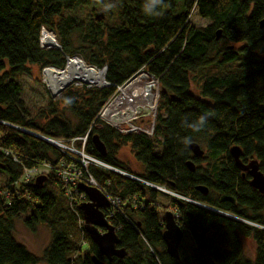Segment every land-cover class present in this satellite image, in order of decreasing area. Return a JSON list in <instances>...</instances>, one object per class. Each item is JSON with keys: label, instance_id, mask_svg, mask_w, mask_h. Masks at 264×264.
Here are the masks:
<instances>
[{"label": "trees", "instance_id": "16d2710c", "mask_svg": "<svg viewBox=\"0 0 264 264\" xmlns=\"http://www.w3.org/2000/svg\"><path fill=\"white\" fill-rule=\"evenodd\" d=\"M144 3L0 0V264H93V256L105 264H264V193L229 151L238 147L241 163L255 161L264 175V0H163L153 15ZM82 9L88 10L83 17ZM193 11L207 24H190ZM42 26L60 49L40 47ZM64 55L104 66L109 85L68 84L30 111L18 79L35 69L40 81L41 69L62 68ZM139 69L158 85L154 123L151 134H123L96 115ZM201 115L207 121L200 131L184 125ZM85 134L83 151L105 166L88 165L67 193L58 172L77 156L45 138L80 148L75 139ZM184 137L203 154L192 155ZM125 145L138 170L118 159ZM41 166L48 172L40 183L37 176L21 180L24 169ZM88 176L105 196L120 200L110 217V208L102 211L116 228L122 257L105 258L84 230L78 206L87 198L79 184ZM166 211L189 236L178 258L162 240ZM17 218L31 232L40 224L49 230L40 255L14 238ZM242 238L254 243L252 259L243 255Z\"/></svg>", "mask_w": 264, "mask_h": 264}, {"label": "built area", "instance_id": "2783aa9c", "mask_svg": "<svg viewBox=\"0 0 264 264\" xmlns=\"http://www.w3.org/2000/svg\"><path fill=\"white\" fill-rule=\"evenodd\" d=\"M39 45L43 49H60L55 38V34L51 30H48L43 26L41 27L39 33ZM69 62L75 64V72L81 71L82 78H73L68 84H74L76 86L84 85L86 87H106L109 85V83L105 80L106 68L104 66L99 68L94 65L88 64L84 62L83 59L78 55H64L65 65H63L62 68H57L55 66H45L41 69L40 72V74H42L43 76L45 87L52 97L58 95L59 92L68 84L56 93H52L49 89L48 82L44 79V73L49 70H64ZM142 75H145L152 81L151 86L145 87L144 84L139 80V77H141ZM129 86H132V88H128ZM158 96L159 89L153 76L150 75L146 70L139 69L124 83L116 86L114 93L100 108L96 115V118L101 123L107 124L123 134L137 132L151 134ZM143 123H146V125H142ZM86 136L87 134L75 139L81 141L80 148H76L72 144L65 145L59 141L45 138V140L52 145L64 151L71 152L77 156V162H71L63 165L58 172V176L67 186V193H69L76 187L77 183L82 177L81 171H86L88 165L93 164L105 166L101 161L86 154L83 151ZM47 172L48 168L46 166H41L33 169H24L21 180L25 182L30 178L36 177L41 174H46ZM118 172L124 174L121 171ZM84 180L87 184L97 187L90 176H88L87 179ZM105 197L109 202L108 208H110V211L108 216L110 217L115 209L118 208L120 200L117 197ZM106 220L109 224H111L107 218ZM114 230H116L115 227Z\"/></svg>", "mask_w": 264, "mask_h": 264}, {"label": "water", "instance_id": "95a60500", "mask_svg": "<svg viewBox=\"0 0 264 264\" xmlns=\"http://www.w3.org/2000/svg\"><path fill=\"white\" fill-rule=\"evenodd\" d=\"M92 141L97 151L100 154H103L104 147L96 135L92 136ZM187 147L194 156H201L203 154V150L195 142L188 144ZM229 151L238 168L243 173H247L249 175L250 185L257 189L260 193H264V175L258 170L255 161H250L248 164L241 163L239 160V148L236 146L231 147ZM186 166L189 170H193V163L191 161H187ZM108 168L116 171L112 167L108 166ZM124 175L129 176L127 174ZM43 179L44 175H39L35 178V181L40 183ZM79 185L87 198L86 201L80 203L78 206L79 210L82 212L84 221L83 227L85 232L89 235L91 241L96 245L99 253L105 258L110 259L113 256L122 257L124 255V251L116 247L117 235L114 227L107 222L102 211L103 208L109 207L108 200L97 187L84 183H80ZM196 188L203 193L206 192V189L201 186H197ZM162 220L164 225L162 240L164 242L166 252L169 256L178 258V248L183 236V230L177 225L171 211H166L163 214ZM92 261L93 264H105L94 256L92 257Z\"/></svg>", "mask_w": 264, "mask_h": 264}, {"label": "rangeland", "instance_id": "374dc122", "mask_svg": "<svg viewBox=\"0 0 264 264\" xmlns=\"http://www.w3.org/2000/svg\"><path fill=\"white\" fill-rule=\"evenodd\" d=\"M87 12V9H82V11L78 13V15L83 17ZM188 21L190 24L195 26L207 24V21L198 17L194 11L190 14ZM36 76V70L33 69L30 76L22 75L18 79V82L22 87V100L25 106L30 111H33L36 107L40 105H44L50 98V94L48 93V90L46 89L45 84L43 82L42 74L40 75V81H36ZM142 125H146V123H143ZM118 159L125 162L132 170H138L137 163L135 162L128 145L121 147L118 153ZM4 178L5 176L0 172V184L4 181ZM159 189L164 194H171L166 190H163L161 188ZM13 235L19 243L23 244L30 252L35 255H40L42 250L50 240V233L46 226L42 224L37 225L35 231L31 232L27 228H25L20 218L14 220ZM241 240L243 247V255L247 258L252 259L254 256V243L248 238H242ZM188 242L189 236L187 232H184L180 244L181 246H186Z\"/></svg>", "mask_w": 264, "mask_h": 264}, {"label": "bare ground", "instance_id": "6f19581e", "mask_svg": "<svg viewBox=\"0 0 264 264\" xmlns=\"http://www.w3.org/2000/svg\"><path fill=\"white\" fill-rule=\"evenodd\" d=\"M76 66L69 62L64 70H49L44 73V79L48 82L49 89L52 93H56L66 86L73 78H82L81 71L75 72ZM139 80L145 87L151 86L152 81L145 75L139 77ZM128 88H132L129 86Z\"/></svg>", "mask_w": 264, "mask_h": 264}, {"label": "clouds", "instance_id": "9594fccd", "mask_svg": "<svg viewBox=\"0 0 264 264\" xmlns=\"http://www.w3.org/2000/svg\"><path fill=\"white\" fill-rule=\"evenodd\" d=\"M163 4V0H145L144 3V12L148 15H153L157 14L158 9L160 6ZM66 104H71L73 103L72 98H66L65 99ZM207 121V115H201L198 117V119L194 122H189L187 119L183 121L184 125L191 128L194 131H200L201 128L205 125ZM182 142L185 145L191 144L192 140L190 137H184Z\"/></svg>", "mask_w": 264, "mask_h": 264}, {"label": "crops", "instance_id": "0c3cea01", "mask_svg": "<svg viewBox=\"0 0 264 264\" xmlns=\"http://www.w3.org/2000/svg\"><path fill=\"white\" fill-rule=\"evenodd\" d=\"M103 209H105V208H103ZM250 259V258H249Z\"/></svg>", "mask_w": 264, "mask_h": 264}]
</instances>
